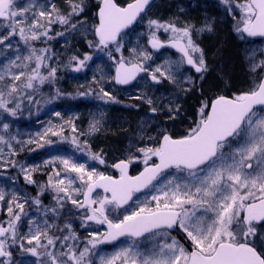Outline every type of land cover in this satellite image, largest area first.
<instances>
[{
	"label": "snow or ice",
	"instance_id": "obj_1",
	"mask_svg": "<svg viewBox=\"0 0 264 264\" xmlns=\"http://www.w3.org/2000/svg\"><path fill=\"white\" fill-rule=\"evenodd\" d=\"M152 3L97 0L91 20L86 0H0V120L62 95L59 88L47 99L41 93L58 80L54 40L63 47L82 36L113 62L114 75L94 77L96 88L78 96L119 104L106 82L130 85L141 77L137 86L154 91L164 82L172 85L170 95L132 97L152 115L111 163L81 139L102 130L98 117L87 130L61 117L59 125L49 123L27 141L0 123V168L18 169L24 184L35 187V195L0 188V264H264V48L253 49L249 39L264 38V0H220L237 38L248 45L242 47L248 75L243 85L220 76L221 88L211 94L203 88L212 69L200 40L214 34L213 23L152 19ZM145 20L146 39L138 36L126 48L132 33L125 30ZM162 48L174 49L178 59L156 63L151 50ZM91 60L86 53L83 59L70 55L66 65L80 72ZM190 93L198 94V103L185 115L179 101ZM50 136L70 141L104 171L73 156L42 164L15 159L26 145L52 144ZM37 173L44 179L34 178ZM109 244L115 248L105 253L100 246ZM16 251L35 259L16 260Z\"/></svg>",
	"mask_w": 264,
	"mask_h": 264
},
{
	"label": "rangeland",
	"instance_id": "obj_2",
	"mask_svg": "<svg viewBox=\"0 0 264 264\" xmlns=\"http://www.w3.org/2000/svg\"><path fill=\"white\" fill-rule=\"evenodd\" d=\"M59 2V0H58ZM89 5V8L86 9L85 15H88L91 20L95 19V10L92 8L97 3V0H86ZM128 0H120V3H127ZM91 7V8H90ZM181 8L184 10L181 11ZM172 9V10H169ZM196 12L197 10H191L186 8L184 5L181 7H171L167 0H158L157 3L151 8V11L148 13V17L163 18L168 19L170 17H179L181 20H186L191 23L196 24ZM205 20H209L214 25V34H204L201 37L200 43L201 46L205 49L208 64L210 65L212 71L209 77L203 84V88H207V93L212 92V89H218L220 87L221 81L220 76H223L226 79H230L231 82L236 85V79H243L241 82H238L237 85H243L246 83L245 78H247L246 71V62L242 56V47H248L247 44H243L233 31V23L231 15L226 13L224 5L220 3V0H199V25L202 24ZM147 20L143 23L139 22L138 26L130 31L132 33L129 40L125 41V47L127 48L129 44H135L136 38L139 36L143 42L146 38L141 35L146 31ZM221 35H228L230 44L228 47L223 48V60H217L215 53H218V49L212 50V45L215 47V44H220ZM165 37L162 35L161 37ZM61 41L63 38H60ZM88 39H92L91 35L88 36ZM53 51L59 55L61 61V67L58 72L65 74L64 87L60 90L62 95L54 99L51 103H41L39 105L33 104L31 110L29 111L25 108L23 113H19L18 117H10L7 114H4L0 123H9V131L16 135L21 141H27L29 138L35 139L36 133L42 132L49 123L59 125L61 123V117L64 120L75 119L77 128L80 127L79 123L80 116L76 114V107L83 106L81 105L85 100L87 110H93L95 117H98L102 121V130L92 137H81V139H88L92 144V150L99 152L103 150L107 154V160L109 163L113 159L119 157L120 153L128 146L129 138L133 137L136 133L137 128L140 126L142 120L146 119L148 116L152 115L148 111V106L143 104L142 101H138L139 104L131 103L130 105H137L134 112L124 110L121 106L125 105L124 103L119 104H104L102 101L95 99L93 96L81 97L77 93L83 92L88 88L95 89L96 85L93 83V78L96 77L99 79L101 76L108 77L109 75H114L115 67L112 66V61L109 60L107 55L104 52L95 50L94 48H89L87 42L82 36H76L71 38L69 45L61 46V43L57 41H51ZM3 46H0L2 48ZM217 47V46H216ZM251 47L253 49L264 48V41H252ZM219 48V47H217ZM152 51V50H151ZM89 54L92 56V60L88 61L85 68L80 72H75L72 70V67L66 65V61L70 55H79L83 59L84 54ZM153 53V51H152ZM257 56L259 52L257 51ZM165 58H170L172 60L178 59L170 55L168 52H163L161 54H154L153 59L156 63H163ZM3 59V56H0V60ZM149 63H152L151 61ZM146 75V74H145ZM141 79V78H140ZM139 79V80H140ZM106 90H111L112 94L117 98H125L131 100L133 96L143 95L145 93L154 96L170 95L172 85L164 82L162 85L155 86L156 91H154L150 86L144 84H137L130 90H118L114 87L113 82L105 83ZM221 88V87H220ZM219 88V89H220ZM205 91V90H204ZM96 100V101H93ZM194 102L195 106L198 101V94H188L187 96H182L180 103L183 108L187 109L191 102ZM85 106V105H84ZM192 106V107H193ZM84 108V107H83ZM142 108V109H141ZM60 112L61 116L57 117L54 115V112ZM192 111L187 109L185 115H188ZM159 119L164 123H171L168 121L163 113L158 114ZM128 117L130 122H122L123 117ZM14 121H16L14 123ZM91 122V121H90ZM180 129L183 130L184 125L178 120L176 122ZM87 126L83 129L87 130ZM121 130V133L118 132ZM69 135V133H65ZM53 141L52 144H45L43 148L38 147L36 144L26 145L23 151H20L19 155L15 159L19 163L25 164H42L46 159H50L53 156H73L80 162H87L89 167L93 165L101 171H104L105 166L96 164L94 161L88 160L87 156L76 151L75 147L70 143V141L65 140L60 141L59 137H48ZM18 147V146H17ZM35 148L36 151H29V149ZM0 170L9 172V175L4 174L0 176V188H3L6 192H12L16 190H25L29 195H32L26 187H34L25 185L22 176L19 174L18 169L14 168H0ZM112 170L109 169V172ZM34 178L43 180L44 177L37 173ZM142 196V195H141ZM45 203H51L50 199L46 196L43 198ZM26 210H28L26 206ZM33 210V215H35ZM81 235H84V231L79 229ZM121 244L119 242L117 245ZM102 249L105 250V253H110L114 250L115 246L101 245ZM21 259L34 260L33 257H28L24 253L19 254Z\"/></svg>",
	"mask_w": 264,
	"mask_h": 264
},
{
	"label": "trees",
	"instance_id": "obj_3",
	"mask_svg": "<svg viewBox=\"0 0 264 264\" xmlns=\"http://www.w3.org/2000/svg\"><path fill=\"white\" fill-rule=\"evenodd\" d=\"M91 8V7H90ZM92 8H94V10H95V7H93L92 6ZM220 39V44H215V47L212 45V50L213 49H215V50H217L218 49V53H215V55L217 56V60H220V59H222V61L224 62L225 60H223V57H221V56H223V54H222V52H223V48H225V47H228L229 46V44H230V40L228 39V35H221V37L219 38ZM51 45H52V43H51ZM219 47V48H217V47ZM57 76H58V80H57V82H56V84H55V86H54V88H49V86L48 85H45L44 86V88H42L41 89V93H42V95H43V97L45 98V99H47V98H49V97H53V96H55V88H59L60 90L64 87V80H65V74H63V73H60V72H58L57 73ZM237 80V83L238 82H241L242 80L241 79H236ZM244 80H246V78L244 79ZM237 83H236V85H237ZM220 87H221V85H220ZM220 87H217L218 89L220 88ZM218 89H212V92H214V91H217ZM204 90H205V94H211L212 92H210V93H207V88L205 89V87H204ZM38 99L40 98L39 96L37 97ZM122 103H124L125 105H123V106H121V108L122 109H124V110H126V111H128V110H130V111H132V112H134V109H135V107H130V104L131 103H136V104H139V102L138 101H136V100H134V99H132L131 98V100H129V99H125V98H123V99H121V98H118ZM52 101H54V99L52 100ZM51 101V102H52ZM93 101H96V100H94L93 99ZM44 102V100H41V102H40V104L41 103H43ZM84 102H86V100L84 101ZM82 103L81 105H83V106H77L76 108L77 109H75L76 110V114H78L79 116H80V120H79V123H81L80 125V127H78V129H80V130H84L83 128L85 127V126H87L88 127V125H89V123H90V121H92V119L95 117V113H93L92 111L93 110H87V108H86V103ZM195 103L192 101L190 104H189V107L187 106V109H191L192 108V106L194 105ZM85 105V106H84ZM84 107V108H83ZM142 109V108H141ZM18 115H19V113H18ZM17 115V117L19 118V116ZM122 120H124V121H122V122H130V119L126 116V117H123V119ZM16 121H14V123H15ZM118 132L119 133H121V130H118ZM4 174H7V175H9V172H7V171H3V170H0V176H2V175H4ZM26 189L32 194V195H35V187H26ZM20 254V252H18V251H16V252H14V259H16V260H18V258H20L21 256L19 255Z\"/></svg>",
	"mask_w": 264,
	"mask_h": 264
},
{
	"label": "flooded vegetation",
	"instance_id": "obj_4",
	"mask_svg": "<svg viewBox=\"0 0 264 264\" xmlns=\"http://www.w3.org/2000/svg\"><path fill=\"white\" fill-rule=\"evenodd\" d=\"M171 5V7H181L184 5L186 8H189L191 10H197L196 12V24L199 26V0H167V3ZM172 10V9H169ZM168 52L170 55L174 57H179V53H176L174 49L171 48H165L160 53ZM159 53V54H160ZM198 103V101H196ZM136 168V165H133V169Z\"/></svg>",
	"mask_w": 264,
	"mask_h": 264
},
{
	"label": "water",
	"instance_id": "obj_5",
	"mask_svg": "<svg viewBox=\"0 0 264 264\" xmlns=\"http://www.w3.org/2000/svg\"><path fill=\"white\" fill-rule=\"evenodd\" d=\"M154 2H155V0H153V3H154ZM153 3H152V4H153ZM152 4L149 5V8L152 6ZM137 23H138V21H137ZM137 23H136V24H137ZM136 24H133V25L131 26V28L126 29L125 31L127 32V31L133 29V28L136 26ZM249 39H250V40H264V38H259V37H257V38H249ZM162 49H165V48H162ZM162 49H161V50H162ZM161 50H160V51H161ZM154 51H155V50H154ZM160 51H159V52H160ZM155 52H156V51H155ZM114 74H115V73H114ZM137 79H138V77H137ZM135 82H136V81H133V83L130 84V85H116V84H114V85H115L117 88H130V87H132V86L135 84ZM145 191H146V190H145ZM138 194H142V193H138ZM122 239H124V238H121V240H122ZM118 242H119V241H116L115 244H117ZM110 245H112V244H110Z\"/></svg>",
	"mask_w": 264,
	"mask_h": 264
}]
</instances>
